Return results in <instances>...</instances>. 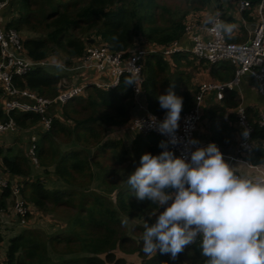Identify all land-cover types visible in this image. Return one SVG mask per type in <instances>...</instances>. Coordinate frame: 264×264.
I'll return each mask as SVG.
<instances>
[{
    "label": "trees",
    "instance_id": "obj_1",
    "mask_svg": "<svg viewBox=\"0 0 264 264\" xmlns=\"http://www.w3.org/2000/svg\"><path fill=\"white\" fill-rule=\"evenodd\" d=\"M14 0V10L17 16L9 23L23 38L26 54L33 60H52L51 53L60 51L65 58L63 64L70 66L83 53L84 47L92 33L106 46L123 56L143 37L150 46L162 47L180 38L186 27L187 10L178 13L158 0ZM219 1V0H218ZM209 0H192V3L206 4ZM254 6L258 0H251ZM202 6L192 9L200 10ZM225 20L231 18L224 16ZM244 36L241 39L243 40ZM57 60H60L57 58ZM198 61L189 53H173L164 58L158 53L147 54L142 68V95L148 111L164 114L158 103V95L165 93L168 73L177 68L178 64ZM198 62H203L199 60ZM204 63V62H203ZM205 64V63H204ZM48 67L36 66L14 82L19 87L36 90L40 95L53 97L58 92V82L62 73L49 71ZM211 79L227 80L232 77V67L227 62L209 65ZM178 72V76L181 75ZM94 77L100 78L102 73L94 72ZM127 73L121 75L115 87L98 88L94 85L86 87L78 96L64 103L53 104L48 113L51 125L48 131H37L36 146L39 162L43 165L48 153L47 144L58 141L59 147L53 152L52 173L61 180V188H48L39 176L30 177L33 166L27 155L26 148L9 153L0 148L2 166L12 175L20 179L21 193L26 202L35 212L48 213L53 208L72 207L74 212L63 224L52 227L53 231L43 241L34 229L35 224L21 228L11 236L4 251V264H126L123 257L116 255V250L122 253H137L140 264H183L181 258L188 254L186 264H205L201 255V238L188 245L178 257L173 260L169 254H157L148 259L141 251L140 236L134 238L131 229L138 227L142 234L143 228L138 224L122 227L120 219L123 216H149L157 207L148 201L138 203L133 192L128 189L126 180H121L116 188L103 191L90 189L91 185H79L77 178L87 176L90 182L93 178L91 162L95 155L106 150L117 151L115 158L119 164L140 163V157L145 152L158 154L163 149L159 147L161 136L154 133L137 132L129 149H126L120 139L107 138L105 132L109 127L120 128L132 118L134 94L133 85L125 86ZM222 75V76H221ZM221 77V78H220ZM172 90L183 98L182 112L188 111L194 104L197 86L194 89L185 87ZM235 90H225V105L231 110L227 120H216V115L222 116L225 108L218 104L208 107L213 130V140L221 145L233 143L236 121L235 108L238 106ZM181 112V113H182ZM248 122L254 128L253 137L264 138V127L257 123L258 112L250 106L245 107ZM12 116L20 131L30 132L39 119L38 114L30 112H13ZM228 121L232 123L230 126ZM63 141V142H62ZM92 149V153L88 150ZM176 156V155H175ZM253 163H264V148L256 145L250 157ZM96 163V161H95ZM110 175V174H109ZM127 179V178H126ZM101 190V189H100ZM115 192L114 198L110 197ZM8 190L0 193V209L6 207ZM136 213L134 214V211ZM147 216L145 219H147ZM31 218V216L29 217ZM155 217L149 219L153 223ZM135 225L133 228L132 225ZM141 227V228H140ZM136 231V230H135ZM3 237L0 234V246ZM48 247H51L49 252ZM1 252V251H0Z\"/></svg>",
    "mask_w": 264,
    "mask_h": 264
},
{
    "label": "built area",
    "instance_id": "obj_2",
    "mask_svg": "<svg viewBox=\"0 0 264 264\" xmlns=\"http://www.w3.org/2000/svg\"><path fill=\"white\" fill-rule=\"evenodd\" d=\"M11 1L0 0V135L20 130L12 116L13 112L38 114V122L31 127L26 148V155L35 167L39 165L35 130H49L52 116L48 110L53 104L64 103L82 94L89 85L105 89L113 88L124 73L137 76V86L133 84V94L135 102H138V96L142 95V68L146 55L150 53H158L164 58L177 52L189 53L196 60H203L204 63L227 62L232 67L233 75L229 80H206L198 84L193 106L181 113L179 128L175 133L178 142L175 145L168 144L176 156H186L190 160V153L195 147L189 145L188 141L192 139L198 126L207 94H212L216 101H220L224 98L225 90L239 92L241 81L243 78H248L254 81L255 90L264 103V0H258L254 6L251 0H220L221 4L224 2L229 4L230 10L226 16L231 18L230 20L224 19L222 11L215 12L209 16L213 19V23H207L209 18L198 25L186 23L183 35L169 45L162 47L135 45L126 56L110 50L101 40L93 38V42H87L82 55L70 66L53 63L49 59L33 60L27 56L20 32L9 25L17 16L11 7ZM219 22L233 26L231 38L215 26ZM195 28L199 30L198 34L193 32ZM203 36L205 39L202 38ZM242 36H244L243 40H234V37ZM58 64L63 65V68H59L62 76L58 82V92L53 97L42 96L36 90L19 87L14 82L16 77L22 76L36 66L58 68ZM94 72L102 75L96 78ZM245 107L238 104L234 111L236 126L240 128L237 147L246 158L252 154L256 145L264 148V138L257 140L253 137L254 128L247 120ZM144 109L145 112L132 117L127 126L138 132L157 134L165 141H169V135L161 134L150 119L155 117L157 122L162 121L166 113L150 112L146 106ZM257 123L260 127H264V111L258 113ZM245 129L248 131L247 136L243 135ZM240 160L252 166L249 160ZM237 174L242 175L238 172ZM262 176L264 173L257 177ZM5 188L8 190V197L6 207L0 209L1 236L5 230L4 222L9 221V215H5L8 209H11L18 218L19 230L35 223L33 218H29L35 210L21 193L20 179L5 169L0 159V193ZM199 238L198 236L197 239ZM3 261L4 254L0 253V264H4Z\"/></svg>",
    "mask_w": 264,
    "mask_h": 264
},
{
    "label": "clouds",
    "instance_id": "obj_3",
    "mask_svg": "<svg viewBox=\"0 0 264 264\" xmlns=\"http://www.w3.org/2000/svg\"><path fill=\"white\" fill-rule=\"evenodd\" d=\"M215 26L231 38L232 25L219 22ZM136 80V74L125 76V86H137ZM157 99L165 117L158 122L150 119L170 140L160 142L163 150L158 154L143 153L126 179L138 203L148 201L163 209L142 223L141 251L148 259L159 252L175 260L199 236L205 264H264V176L238 175L215 143L191 151L190 160L175 156L168 144L178 142L175 133L183 98L170 86ZM243 135H248L247 129ZM197 143L188 141L189 145ZM152 217L155 221L149 223ZM120 223L128 227L130 217H121Z\"/></svg>",
    "mask_w": 264,
    "mask_h": 264
},
{
    "label": "rangeland",
    "instance_id": "obj_4",
    "mask_svg": "<svg viewBox=\"0 0 264 264\" xmlns=\"http://www.w3.org/2000/svg\"><path fill=\"white\" fill-rule=\"evenodd\" d=\"M14 1L16 2V4H19L18 0H14ZM158 1L161 4H165L170 8L178 11V13H181L184 10H187V12L189 11L185 15V21L187 24L193 23L198 25L204 20H207L209 16L214 14L215 12L226 11L225 13H227L230 10L229 4H227L226 2L221 4L220 0L219 1L209 0V2H207L206 4L192 3V0H158ZM11 5H12L11 7L14 8V3H11ZM194 6H202V7L200 8V10L192 9ZM193 32L195 34H198L199 30L195 28L193 29ZM87 37L89 39H93V38L96 39V36L92 33L88 34ZM202 38L205 39L204 36ZM138 40L139 41L136 42V46L143 45L146 47H150V44L143 37L139 38ZM51 54H52L50 55L52 56L51 61L53 63H62L64 61L65 56L60 51H56ZM57 58H59L62 61L57 60ZM209 65L210 64L208 63L204 64L203 62H198L193 60H191V63L189 64L187 63L178 64L177 68H173V71L168 73L167 77L164 78V81L165 79H167L164 92L167 91L171 85L179 89L185 87L194 89V87L198 86L200 82L205 80H212L210 76L211 74L209 72ZM48 70L53 72H58V70L55 68H49ZM178 72H181L182 74L178 76ZM126 129H127L126 131H122L123 133H121V135L124 134L123 142L125 146L127 145L128 143L127 141L129 140L128 136L132 134H136L138 132L130 127ZM116 131L117 130H115V127H109V129H107V131L105 132L106 133L105 136L107 138L116 139L117 138L116 134L118 133ZM29 135L30 132L18 131V132L1 134L0 137L1 140L4 139L7 143L12 144L15 141L16 144L15 146H13L15 152V151L23 150L26 147L27 137H29ZM60 142L61 141L58 140V141H54V143L50 142V144H47L48 153L46 154L44 159L45 165H43L40 161L39 162L40 166L38 168L33 167V170L30 171L31 178L35 179L36 177L40 176L43 179V181L50 182L49 185L47 186L48 188H61L63 186L61 180H58L59 181L58 183H53L56 177L51 170L54 163L53 152L58 149L57 146L59 147ZM119 151L120 149L117 151L106 150L105 153H100L98 155H95L97 156L95 159L96 163L95 161L91 162V169L93 175L91 182L90 179L85 175L82 177H78L77 183L81 185L83 183L86 184L87 182H89L90 183L89 185H91L90 189L99 190V191H103L104 189L106 190L107 188H116L120 184V181L122 179L126 180L128 174L134 171L135 168L137 167L135 164L132 165L130 163L119 164L115 158V156H117L116 152L119 153ZM93 182L97 186H93ZM114 195L115 192L113 191L110 194V197L114 198ZM162 210L163 209L161 208L159 210L157 209L156 211H162ZM73 212H74V208L72 207H67V208L62 207V208H53L50 211H48V213L45 212L33 213L31 218L34 219L35 222L34 229L39 234V239L43 241L44 238L46 241V238L49 235V233L53 231L52 227L56 226L57 224L64 226L63 224H65L70 219V216H72ZM135 213L136 210L134 211V214ZM7 214L9 215V221L4 222L5 230L2 233L3 240L0 246V251H1L0 253H4L8 245L9 238L15 235V233L18 231L16 228L19 227L18 218L16 217L15 213L11 209H8V212H5V215ZM147 216H149V213L143 214L142 217L140 218H137L136 216H131L130 224L134 223L141 226ZM138 229H139L138 227L131 229V235H133L134 238H137L141 235ZM48 250L50 252L51 247L50 248L48 247ZM116 252H118V250H116ZM187 256L186 257L185 255L181 256V258L185 261V263L183 264H186V262H188Z\"/></svg>",
    "mask_w": 264,
    "mask_h": 264
},
{
    "label": "crops",
    "instance_id": "obj_5",
    "mask_svg": "<svg viewBox=\"0 0 264 264\" xmlns=\"http://www.w3.org/2000/svg\"><path fill=\"white\" fill-rule=\"evenodd\" d=\"M226 11H222V15L225 16ZM15 13V12H13ZM201 34H203L201 32ZM241 35H244L243 33H241ZM242 37H238L235 38L234 40H239ZM136 44H134L135 46ZM48 68H54V67H48ZM58 70L59 73H61V70L59 68H55ZM233 72V71H232ZM233 75V73H232ZM213 80H222V79H218V78H214ZM229 80V79H227ZM206 81V80H205ZM222 81H226V80H222ZM236 91V100H238V104H242L243 106H250L252 109L256 110L258 113L261 111H264V103L262 102L260 96L257 94L256 90H255V83L254 81L248 79V78H243V80L240 83V90L239 92L237 90ZM224 99V98H223ZM222 99V100H223ZM220 100V101H216L214 99V97L212 96V94H207L205 97V103H204V107H203V111H202V115L200 117V120L198 122V126L195 129L194 133H193V137L192 139H195L198 141L197 144L194 145L195 149L197 147H202V146H206L209 143H215L220 151L223 154V157L225 159V161L232 167H236L237 168V172L242 174V175H248L251 177H257L259 176L261 173H264V163H253L251 161V155H249L248 157H244L242 155V153L239 151L238 147H237V139L239 137V132H240V128H238V126H236V123H233L234 126V134H233V143L231 145H221V143L213 140L212 138V132L215 129H218V127H216L215 125L213 126L211 121H210V117H209V113L207 112L208 107L212 104H218L221 107L225 108V113L222 116L216 115V120H227V113L231 110V108L227 107L225 105V103ZM134 107L131 110V116L134 117L135 115H142L145 112V98L143 95H139L138 96V102H135L134 100ZM141 105V106H140ZM228 124L231 126L232 123L230 121H228ZM128 124L120 127V128H115V130H117L116 132H118L116 134V139H120L123 142V136L124 134L121 135V133H123L122 131H126L128 128L127 126ZM6 134V133H3ZM127 135V134H126ZM135 134L129 135L128 136V143L125 146L124 142L123 145L126 149L130 148V145L133 141ZM1 136V135H0ZM16 142L14 141L12 144L11 143H7L4 139L1 140L0 137V148H2L4 151H6L7 149L11 150L6 151L11 153L14 150ZM129 146V147H128ZM89 155L90 153H92L91 149L88 151ZM240 159H247L249 160V164L252 166H249L248 164H245L243 161H241ZM51 175V174H50ZM45 184L48 186L50 182L48 181H44ZM52 182V181H51ZM58 179H54L53 183H58ZM93 186H97L95 185V183L93 182ZM99 187V185H98ZM96 188V187H95ZM1 215V214H0ZM18 231L19 229L16 228ZM116 255L119 257H123L126 261V264H140V257L137 255V253H122L120 251L116 252Z\"/></svg>",
    "mask_w": 264,
    "mask_h": 264
},
{
    "label": "water",
    "instance_id": "obj_6",
    "mask_svg": "<svg viewBox=\"0 0 264 264\" xmlns=\"http://www.w3.org/2000/svg\"><path fill=\"white\" fill-rule=\"evenodd\" d=\"M88 42H93V39H89Z\"/></svg>",
    "mask_w": 264,
    "mask_h": 264
}]
</instances>
